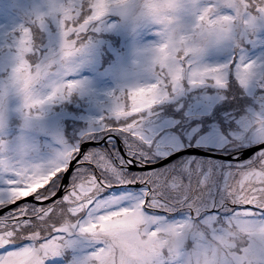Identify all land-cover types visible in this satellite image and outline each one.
<instances>
[{
	"label": "clouds",
	"instance_id": "9594fccd",
	"mask_svg": "<svg viewBox=\"0 0 264 264\" xmlns=\"http://www.w3.org/2000/svg\"><path fill=\"white\" fill-rule=\"evenodd\" d=\"M110 12L126 18L133 32L146 29L154 36L134 51L133 63L143 67L147 79L127 87L130 93L143 89L153 98L185 81H215L216 75L224 81L226 65L208 66L204 54L213 48L241 47L242 41L254 39L264 29V0H40L28 9L26 22L0 35V55L7 58L0 68V101L9 93L17 96L22 116V131L14 145L2 134L0 123V175H15L13 183H21L25 190L52 178L62 166L64 150L45 161L32 159L37 146L26 129L48 106L78 88L79 81L71 77L90 43L82 35ZM50 25H55L58 39L45 47L33 37L37 30L47 32ZM255 69L254 60L238 64L240 77ZM205 70L214 71L204 76ZM257 123L264 131V118ZM238 211L240 215L213 226L189 214L155 219L142 200L114 205L82 225L83 235L93 243L79 264H90L88 254L99 248L105 249L109 264L113 258L115 264H264V215Z\"/></svg>",
	"mask_w": 264,
	"mask_h": 264
},
{
	"label": "rangeland",
	"instance_id": "374dc122",
	"mask_svg": "<svg viewBox=\"0 0 264 264\" xmlns=\"http://www.w3.org/2000/svg\"><path fill=\"white\" fill-rule=\"evenodd\" d=\"M38 3L40 0H0V35L26 22L28 9ZM34 37L45 47L55 45L57 29L50 25L47 32L37 30ZM82 39L90 43L83 63L71 77L79 81L78 88L48 106L44 115L31 121L26 129L29 139L37 146L32 159L45 161L66 145L82 147L84 142L94 141L96 144H90L83 151L104 155L117 171L123 169L128 180L135 179L139 183L149 176L160 181L206 176L215 191L229 171L260 155L256 152L241 160L186 152L163 165L139 168L160 162L181 150L196 148L235 156L239 150L264 141V131L257 123L264 118V29L258 30L254 39L242 41L241 47L208 50L203 62L208 66L226 65L224 83L218 85L212 79H204L197 84L185 81L175 89L170 88L142 114L139 126L142 140L115 128L110 136L89 133L96 131L97 119L110 110L113 98L109 93L147 79L143 67L133 63L134 51L154 36L146 29L133 32L126 18L110 12L90 25ZM248 60L256 62V69L241 82L238 64ZM6 63L7 58L0 55V68ZM128 103H131L130 98ZM18 105L19 98L12 93L0 101L2 134L7 135L13 145L22 131ZM118 139L122 142L121 148ZM7 178L0 175V185ZM140 184L114 183L109 192L137 196L143 191V184ZM186 214L173 212L170 215L182 218ZM71 241L66 248L49 257L46 264H79L93 242L83 234L71 237Z\"/></svg>",
	"mask_w": 264,
	"mask_h": 264
},
{
	"label": "snow or ice",
	"instance_id": "6c2138e0",
	"mask_svg": "<svg viewBox=\"0 0 264 264\" xmlns=\"http://www.w3.org/2000/svg\"><path fill=\"white\" fill-rule=\"evenodd\" d=\"M22 30L28 31V27L23 26ZM15 34L19 35L20 30ZM210 71L214 70H205L202 75L207 76ZM246 78L241 77V82ZM214 79L218 85L224 83L219 75ZM73 86L70 84L69 89ZM69 94L70 91L61 98ZM109 95L113 98L110 110L97 119L96 131L89 134L110 136L115 128L142 140L140 118L161 97L153 98L143 89L131 93L121 89ZM239 151L241 160L256 152L260 155L229 171L215 191L206 176L171 181L149 176L139 181L143 191L132 196L109 192L114 183H137L135 179L128 180L122 168L117 171L102 154H89L79 145H66L60 153L62 166L43 186L25 190L21 183H13L17 180L15 175H9L0 185V264H46L49 257L72 242L71 237L84 234L82 225L88 220L99 216L102 210L129 202L142 200L145 211L153 213L155 219L172 218L173 212L187 213L213 226L219 220L240 215L241 209L247 210L244 215H264V143ZM92 235L95 237V233ZM88 255L90 264H109L104 248ZM111 264H115L114 258Z\"/></svg>",
	"mask_w": 264,
	"mask_h": 264
},
{
	"label": "water",
	"instance_id": "95a60500",
	"mask_svg": "<svg viewBox=\"0 0 264 264\" xmlns=\"http://www.w3.org/2000/svg\"><path fill=\"white\" fill-rule=\"evenodd\" d=\"M119 140V139H118ZM98 143H102V141L101 142H98ZM261 143H264V141H262V142H259V143H257V144H255V145H258V144H261ZM90 144H96V143H94V141H92V142H90V141H86V142H84V144L82 145V149L84 150V145H87V147L90 145ZM255 145H253V146H255ZM119 146H120V148L122 147V142L119 140ZM253 146H250V147H253ZM250 147H248V148H250ZM248 148H246V149H248ZM186 152H189V153H195V154H199V155H207V156H215V157H222V158H227V159H240L239 157H240V153L239 154H237V155H230V154H221V153H218V152H214V151H207V150H204V149H194V150H191V149H188V150H186V151H184V150H181V151H177V152H174L173 154H171L170 156H168V157H166V158H164V159H162L160 162H157V163H153V164H149L148 166H146V167H144L145 165H143V166H140L139 168H154V167H157V166H160V165H163V164H165V163H167L168 161H170V160H173V159H175V158H177V157H179V156H181V155H183V154H185ZM247 156H245L244 158H246ZM74 163L75 162H73V165L72 166H74ZM138 166H136V168H137ZM128 185L130 186V185H132V186H140L141 184L140 183H128ZM30 199V198H29ZM0 214H3V212L2 211H0Z\"/></svg>",
	"mask_w": 264,
	"mask_h": 264
}]
</instances>
